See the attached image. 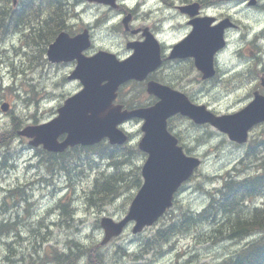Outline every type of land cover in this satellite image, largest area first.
<instances>
[{"label":"rangeland","instance_id":"1","mask_svg":"<svg viewBox=\"0 0 264 264\" xmlns=\"http://www.w3.org/2000/svg\"><path fill=\"white\" fill-rule=\"evenodd\" d=\"M127 1V4L131 6L134 4L131 0ZM10 2L11 0H0V8L7 7ZM140 2H143L145 6H141L140 11L137 10L138 25L142 23L159 24L157 20L162 19L167 29H170L169 27L173 24L179 27L176 33L173 32L168 44L180 39L188 31L185 17L175 7H170L165 3L160 4V0H140ZM83 6L85 5L80 4L78 10L81 11ZM239 9L244 8L239 7L236 10ZM228 10L226 4H223L222 7L216 9V13L220 15ZM239 13L241 14H236V18L242 24L239 32H247L244 27L246 24L250 27L248 31L253 32V36L255 32H259L256 39L261 42L254 38L253 45L257 52L253 56L242 54L245 59L238 57L241 55L240 48H237L239 43L230 42L231 47L220 61L222 68L229 64L230 59L233 58L231 54L236 51L238 60H244L240 61L244 65L257 62V59L264 54V17H261L264 16V7H260L259 13L254 11ZM48 15L49 13L45 14V16ZM104 17L106 22L102 21V24L97 26L99 30L96 34L94 33V36H97L95 47L105 46L125 52L127 50L124 46L125 36L119 26L120 15L112 11L105 13ZM170 17L173 18L172 22L169 20ZM83 19L91 20L93 14L84 13ZM74 24L79 25L80 22H74ZM236 35L233 34L232 37ZM38 36L39 34L35 35L31 32H19L5 39L1 36L3 39L0 41V130L11 128L12 116L21 118L18 129L53 118L64 99L81 87L78 80H69L67 77L75 63L69 62L61 65L50 63L43 51L46 45ZM261 68L260 64L249 73L240 72V75L248 81L247 84H239V81L234 80L228 83L225 79L217 82L223 73L221 71L219 76L213 78L212 81L202 80L193 72L192 78L195 79L189 82L186 92L192 95L195 101L207 103L208 107L218 113L233 112L232 110L247 103L251 95L250 87L256 81L257 74L261 73ZM158 77L163 81L160 73ZM123 91L124 96L131 98L135 104L152 102V97L146 92L144 84L132 82L127 84ZM3 102L11 104L9 110L2 109ZM141 123V121L134 120L127 125L130 127L131 144L125 149L126 151L132 150V155L126 165L127 173L117 182L118 193L114 198L102 197V189L98 190L95 184L96 178L102 180L103 173L110 174L117 171L120 173L121 171V168L117 170L108 165L111 163L109 154H106L109 156V161H107L96 152H90L89 156L91 159L94 157L95 160L89 162L85 152H75L74 161L71 158L68 159V162L72 161L75 164L76 169L73 173L71 171L64 173L60 166L50 171L44 164L45 157L39 148H32L28 138L15 136L9 147L2 149L3 152L10 150L9 159L5 162L6 166L1 164L2 155L0 154V185L3 186L0 190V203L4 198L9 202V205L0 206L3 215L0 216V220L6 215L20 214L18 224L21 232L25 233L19 237V242L12 237L14 233L0 234V264H7V262L54 264L53 257L51 258V255L54 256L53 253L48 259L44 256L37 258L40 245L33 243L30 233L32 230L42 232L48 242L54 244L56 242L59 248L65 246L68 250L71 247L80 248L75 256L74 264H221L229 256L238 252L242 246L256 240L257 233L236 240L213 238L210 233L213 228L211 222L197 220L195 223L189 219L188 215L196 216L208 205L209 192L221 186L222 177L228 171L231 170L232 173L242 171L240 176L255 171V162L248 157L247 151L259 153L264 150V123L251 131L248 143L239 145L212 125H194L191 121L177 119L174 127L176 131L182 133L184 142L187 144L186 151L202 158V165L192 179L184 185L172 209L156 223L136 234L132 231L133 223H131L122 234L113 236L108 242L102 243L105 232L101 219L107 216L120 220L127 212L129 203L138 190V187H135L137 182H135L136 175H133V169H136L137 165L142 166L145 161V155L141 154L138 148V142L143 134ZM241 159H244V162L238 165ZM78 166L82 171H79ZM140 178L142 181L141 174ZM14 186H16L15 189L9 190ZM22 190H24L25 199L23 203L21 202L20 208V205L14 206L13 203L23 193ZM11 191L14 197L10 200ZM95 193L98 195L90 201ZM25 201L29 202L27 212H25L27 207ZM67 201L68 211L67 207H64ZM256 204L264 205V196L257 198ZM48 209L51 211L46 213ZM62 215L64 219L70 215L66 227L55 225L57 216L62 217ZM65 222L66 220L63 221ZM174 222L177 223V228L171 237L161 244L153 241L151 244L153 249L147 253L143 248L145 241L154 238L159 229L167 228ZM69 240L73 241L71 246L67 245ZM4 243L10 245L16 243L17 247H12V250L2 260V253L7 251ZM51 243H43L42 250L45 247L49 249ZM33 247H37V250L32 253L34 257H27ZM97 252L100 260L97 258Z\"/></svg>","mask_w":264,"mask_h":264},{"label":"water","instance_id":"2","mask_svg":"<svg viewBox=\"0 0 264 264\" xmlns=\"http://www.w3.org/2000/svg\"><path fill=\"white\" fill-rule=\"evenodd\" d=\"M101 1L113 3L115 0ZM226 26L224 22L212 28L196 25L188 38L179 43L175 50L182 56L196 54L198 57L197 50L193 49L195 43L197 49L202 51L201 60L198 57V65L204 70L210 69L215 51L224 45L223 35ZM89 45L87 33L74 38L62 33L56 43L51 45L48 51L50 60L78 59V65L70 78H80L84 88L65 101L59 108L58 117L45 124L28 126L21 133L33 136L31 143L34 145L43 143L48 150L62 151L69 145L92 144L106 136L112 143H123L127 135L118 128V124L133 116L146 119L143 126L146 134L140 143V147L150 154L143 167L145 182L124 220L114 222L110 218H103L105 242L113 235L120 234L131 219L137 222L134 232L142 230L147 224H152L167 207L171 206L175 190L200 164L199 159L187 157L182 147L178 146L177 139L167 132L168 116L181 111L192 116L197 122L210 121L228 132L233 140L243 142L247 140L249 128L254 123L264 120V99L255 100L236 114L215 116L203 106L192 105L185 96L175 92L162 93L160 87L156 88L150 83L149 90L157 91L162 101L152 107L122 111V105H113L119 84L126 79L137 77L135 67L142 68V65L133 64L129 60L119 62L114 55L104 51L87 58L82 51ZM211 74L212 68L205 75ZM65 132L67 137L59 141V135Z\"/></svg>","mask_w":264,"mask_h":264},{"label":"trees","instance_id":"3","mask_svg":"<svg viewBox=\"0 0 264 264\" xmlns=\"http://www.w3.org/2000/svg\"><path fill=\"white\" fill-rule=\"evenodd\" d=\"M53 9L55 11L54 15L56 17V21L55 26L53 24L51 25V27L54 32L55 30H58L60 18L57 15L62 9L60 8L59 4L56 3L54 4ZM1 13L5 14L2 9L0 10V16L3 15ZM51 35L53 34L46 33L43 36L48 38ZM11 137L12 131L2 132L0 134V144L3 142V139L9 140ZM75 152L83 153V151L76 149H74L71 153L65 152L61 154L45 152L44 157L48 161L46 163L47 168L50 171H53L56 166H60L65 172L70 173L68 167H72L74 164L72 162H68V159L71 158V160L74 161ZM85 153L88 155V161H92L91 157L89 156L90 153ZM257 167L258 171L255 174L248 175L244 178H238L236 176L234 177L232 176V174L227 173L224 176V181L221 187L217 188L214 192L211 193V200L208 206L204 208L201 213L195 216L197 218H200V221L206 220L213 224V228L210 232L213 238L222 239L226 235L227 238H243L250 233H258L256 240L248 243L243 249H240L238 252L229 256V258L224 260L221 264H264V207H250L245 204L249 200H253L256 197L264 194V157H262L260 161L258 160ZM114 168H116L117 170L120 169L117 166V163H115ZM102 176V180L101 178H96V188L98 190L99 188H105V190L102 189V197H116L118 193L117 182H119L123 178V176H125L124 172L120 171L119 173L117 171L110 174L103 173ZM67 205L68 201L66 204H64V207ZM172 224L176 225L177 223L174 222ZM173 228L175 227L169 226L167 228L159 229L155 236L158 238L154 241V243L161 244L163 241H165L162 239L160 240V236L163 232L167 233ZM174 232H171V234ZM31 246L35 245L31 244ZM7 248L5 247V249ZM79 250L80 248H69V254L66 256L67 264H74L76 258L75 256ZM40 251L42 252V254L44 251L52 252V246H50L49 249L45 247L44 250H42L41 248Z\"/></svg>","mask_w":264,"mask_h":264},{"label":"bare ground","instance_id":"4","mask_svg":"<svg viewBox=\"0 0 264 264\" xmlns=\"http://www.w3.org/2000/svg\"><path fill=\"white\" fill-rule=\"evenodd\" d=\"M42 2H43V0H41ZM50 1H53V3L55 4H59V6H60V8L62 9L61 11H64V5H65V3H66V1H69V0H50ZM225 1H228V0H223V3H225ZM12 5H15L16 6V8H17V6H18V0H11V2L9 3V5L8 6H12ZM76 5H78V3L77 4H75V6ZM3 8H5V9H3ZM6 6L4 7H1L0 8V10L1 9H3V12H6ZM75 8V7H74ZM18 9H15V11H17ZM259 10H260V7L259 8H257V9H250V12L252 13L253 11L254 12H256V13H259ZM61 11L59 12V13H61ZM58 13V14H59ZM1 14H3L2 16H4V13H1ZM138 14V13H137ZM2 16H0V22L2 21ZM139 19V18H138ZM169 20L172 22V20H173V18H169ZM95 24H96V26H99V25H101L102 24V21H99V20H96L95 21ZM173 26H174V24L171 26V27H169L170 29L171 28H173ZM240 26H242V24L240 23ZM246 29H247V32H248V30L250 29V27H248L246 24H245V26H244ZM239 30H241L240 28H238L237 30H235L234 32H236V33H233V34H243V37L245 38H248V36H245V34L243 33V31L242 32H239ZM56 31V30H55ZM53 32V31H50V32H46V33H52L53 35L57 32V31H68V29H66L64 26H62L61 24H59V27H58V30L56 31V32ZM88 35H91V36H94V33L93 32H86ZM257 34H259V32H255V36H254V38H257ZM0 35L1 36H5L4 37V39L5 38H7V37H9L10 36V34H4V33H0ZM44 34L43 33H40L39 34V38L40 39H44L43 40V43H44V45H46V43H47V41L49 40V38L52 36H49L48 37V40H46L47 38L45 37V36H43ZM3 37H0V41H2V39H3ZM231 39V41L233 40V37H232V34L229 36ZM253 38V39H254ZM246 43H248V42H246ZM240 59H245V57L241 54L240 56H238ZM240 61H244V60H239V62ZM13 119V121H12V125H11V128L10 129H7V128H5V129H2V130H0V134L2 133V132H4V131H12V137L9 139V140H6V139H3V142L0 144V154L2 155L1 156V164L3 165V166H6V161H8V159H9V156H8V153L10 152V150H5L4 152L2 151V149L3 148H6V147H9V144L14 140V137L15 136H17L16 134H17V130H19L18 129V126H19V124H20V122H21V118L20 117H18V118H12ZM11 159H12V157H11ZM201 161H202V163H203V159L201 158ZM48 161H47V159L45 158V166H46V163H47ZM70 162H72V161H70ZM94 167H96V166H94ZM93 167V168H94ZM46 168H47V166H46ZM74 168H76L75 167V164L72 166V167H68V170L69 171H71V173H73V170H74ZM1 169V168H0ZM78 169H79V171H82L79 167H78ZM234 171H235V169H234ZM63 172L65 173V171L63 170ZM67 173V172H66ZM69 173V172H68ZM231 173H232V171H231ZM232 176H234L235 177V173H232ZM102 189H104L105 190V188L103 187ZM21 190V189H20ZM24 190H22V192H23ZM18 194H19V192H18ZM24 192L18 197V199L13 203V205L14 206H18V205H20L19 207L21 208V205H22V203H23V201H24V199H25V196H24ZM97 193H95V196H93V197H91V199H90V201H93L94 200V197H96L97 195H96ZM14 196H13V191H11V195H10V200H11V198H13ZM22 202V203H21ZM25 202H27V207L25 208V212H27L28 210H29V202L28 201H25ZM2 206H6V204H4V205H2ZM67 207V211H68V206H66ZM53 209V208H52ZM51 211V209H48L47 211H46V213H48V212H50ZM67 213V212H66ZM188 215V214H187ZM189 216V219L190 220H193L195 223L197 222V220H201L200 218H197V217H194V216H192V215H188ZM58 217V219H57V222H56V226H62V227H66V226H68V221H69V219H70V215H68V218L67 219H64L63 218V215H62V217H59V216H57ZM20 218V214H17V216H14V215H6V216H4V220H5V226H4V222H3V224H2V222L0 221V234H3V233H5V232H10V233H14V235L12 236L17 242H19L20 240H19V237L21 236V235H23L25 232H21V230H20V226H19V224H18V219ZM64 220H66V222L65 223H63V221ZM185 225V224H184ZM171 227H175V228H173V229H171V230H169L167 233H165V232H163L162 233V235L160 236V240L162 239V240H165V241H167L170 237H171V232H174V230H176V228H177V224L176 225H174V224H172V225H170ZM31 237H32V241H33V243H35V244H37L38 246L40 245V249H41V245L43 244V243H51V242H48V240H46L45 239V237H44V234L42 233V232H35L34 230H32L31 232ZM164 234V235H163ZM253 233H250V234H248V235H246V236H249V235H252ZM4 235V234H3ZM3 235L1 236V237H3ZM246 236H244V237H246ZM257 236H258V233H257ZM243 237V238H244ZM158 237H154V238H149V239H147L146 241H145V243H147V245L144 243L143 244V248L145 249V251L147 252V253H149L150 251H151V249H153V246H151V244H152V242L153 241H155L156 239H157ZM236 239H242V238H227V235L226 236H224L223 238H222V240H236ZM256 239H257V237H256ZM42 241V242H41ZM71 242H73L72 240H69L68 241V243H67V245H70L71 246ZM253 242V241H252ZM102 243H104V239H103V241H102ZM251 243V242H250ZM5 244V247L7 248V247H9V248H7V249H5V250H7V251H5L4 253H2V260H3V258H4V256L6 255V254H8L11 250H12V247H15V246H17V244L16 243H13L12 245H10V244H7V243H4ZM57 243L55 242V244L54 243H51L50 245L52 246V253L54 254V256H53V263L54 264H58V263H61V264H67L66 262H67V255L69 254V250H68V248H67V246H65L64 248H59L57 245H56ZM15 245V246H14ZM149 245V246H148ZM247 245V244H246ZM246 245H244V246H242L240 249H243ZM76 248V247H75ZM239 249V250H240ZM37 250V247H33L32 248V251H31V253L29 254V256H27V257H31V258H33L34 256H33V254L32 253H34L35 251ZM238 250V251H239ZM99 253L97 252V258L100 260V258H99ZM26 257V258H27ZM43 257V254H42V252L41 251H39L38 252V254H37V258H42ZM26 258L24 259V261L26 260ZM83 259V258H82ZM58 262V263H57ZM7 264H13V262H7ZM35 264H37V263H35ZM68 264H72V263H68Z\"/></svg>","mask_w":264,"mask_h":264},{"label":"flooded vegetation","instance_id":"5","mask_svg":"<svg viewBox=\"0 0 264 264\" xmlns=\"http://www.w3.org/2000/svg\"><path fill=\"white\" fill-rule=\"evenodd\" d=\"M77 3L78 0L66 1L64 5V11H61V13L57 15L60 18V24L68 30L71 27L70 16L73 14V9ZM197 3L204 13H216V9L222 7L223 4H226L228 9H231L232 7V3L230 1H225V3H223V0H198ZM53 8L54 3L50 0H43V2L41 0H18L17 8L15 5H12L11 7L7 6L6 12L4 16H2V21L0 22V33L13 35L19 34V32H31L32 34L37 35L40 33L53 31L51 25L54 24L55 26L56 21V17L54 15L55 11ZM256 8H259V6H256ZM15 9L18 10L15 11ZM46 13H49V15L45 16ZM138 20V14L135 12V17L133 18L132 22L135 26L139 27L140 24H137ZM237 20L238 23L236 24L235 30L241 27L240 20L238 18ZM187 21L190 24V20L187 19ZM134 38L142 39V33L136 34ZM244 44H246V42L243 44L239 43L237 48H241ZM259 59L260 58H258L257 61H259ZM261 67V73H264V62L261 63ZM219 72L217 75L212 76V79L218 77Z\"/></svg>","mask_w":264,"mask_h":264}]
</instances>
